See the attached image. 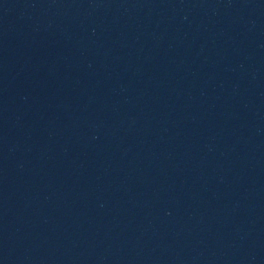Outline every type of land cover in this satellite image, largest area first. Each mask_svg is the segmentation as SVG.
I'll return each instance as SVG.
<instances>
[{"label":"water","instance_id":"95a60500","mask_svg":"<svg viewBox=\"0 0 264 264\" xmlns=\"http://www.w3.org/2000/svg\"><path fill=\"white\" fill-rule=\"evenodd\" d=\"M0 264H264V0H0Z\"/></svg>","mask_w":264,"mask_h":264}]
</instances>
